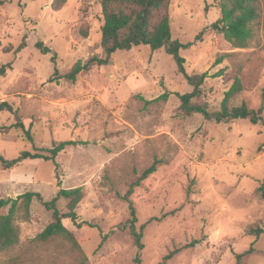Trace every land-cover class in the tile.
Listing matches in <instances>:
<instances>
[{
    "label": "rangeland",
    "instance_id": "374dc122",
    "mask_svg": "<svg viewBox=\"0 0 264 264\" xmlns=\"http://www.w3.org/2000/svg\"><path fill=\"white\" fill-rule=\"evenodd\" d=\"M101 1L0 4V66L12 62L0 73V103L14 108L0 111V153L13 159L34 152V146L82 142L61 151L58 166L42 158L26 159L15 169L0 163V198L36 191L51 200L60 188L83 187L76 211L80 221L93 226L63 222L88 256L84 264H137V246L122 228L131 218L130 203L137 227L146 224L143 264H159L170 253L165 264H236V253L252 246L242 264H264V234L247 233L251 225L264 227V195L258 191L264 179V125L184 115L177 93L193 86L164 48L143 44L118 50L110 64L82 71L76 81L65 78L78 60L105 56ZM220 2L172 0L173 39L194 43L181 53L189 74L208 72L199 100L211 111L221 108L236 76L243 89L229 104L246 102L258 109L264 106V0L246 48L234 47L212 27L221 16ZM25 38L28 46L17 50ZM37 41L57 52L56 63L51 53L35 47ZM18 122L30 129L33 142L14 127ZM155 162L157 170L136 184ZM68 201H58L62 212L69 211ZM31 212V220L20 223V243L0 252V264H81L82 254L61 237L36 239L52 221V211L35 199Z\"/></svg>",
    "mask_w": 264,
    "mask_h": 264
},
{
    "label": "trees",
    "instance_id": "16d2710c",
    "mask_svg": "<svg viewBox=\"0 0 264 264\" xmlns=\"http://www.w3.org/2000/svg\"><path fill=\"white\" fill-rule=\"evenodd\" d=\"M5 0H0L3 4ZM172 0H102L103 25L101 46L103 48L104 57L94 56L88 61L78 60L66 73L65 78L76 81L77 76L82 71H90L95 66H103L111 63L112 55L118 50H130L140 45H148L152 50L164 48L171 55L177 65L178 71L184 75L187 82L193 86V90L186 93H177L180 98V111L184 115L200 113L205 119L215 121L217 123H228L236 119H248L252 124L262 123L264 125V106L253 109L246 102L241 105L231 106L230 99L243 89L242 81L236 76L230 89L225 93L221 108L217 111H211L207 102L200 101L202 96V85L208 77V72L201 74H189L186 70V58L182 55L183 49L190 48L194 43H183L172 36V20L170 14ZM259 0H221V16L212 24V27L221 32L225 39L234 47L246 48L250 45L254 37L253 22L259 18ZM88 36V32H85ZM200 35L196 37L198 40ZM27 38L21 43L17 50H22L28 46ZM35 47L43 54H52L51 60L56 63L57 52L44 41H37ZM223 57L217 59V63H221ZM8 68H12V62L0 66V73L5 74ZM220 74V73H219ZM140 97V96H139ZM169 93L161 96L167 100ZM142 98V97H141ZM8 110L13 112V106L7 101L0 103V111ZM14 127L22 129L29 141L33 142V137L29 128H26L23 122H18ZM82 143L77 140H65L59 144H55L49 149H38L34 146V152L22 151L19 156L13 159L6 158L0 153V163L4 169H10L13 166L22 163L26 159L42 158L51 160L58 166L56 160L58 154L69 145H78ZM42 151H47L44 153ZM157 170V162L147 168L143 174L137 179L136 184L140 180L147 178L150 174ZM264 195V179L258 188ZM132 193V188L128 191L126 198ZM83 187L60 188L57 194L51 200H45L40 192L26 191L16 198H0V209L8 207L6 213L0 214V252L8 251L18 245L21 241L22 227L21 222L31 220V207L35 199L40 200L43 205L52 211V221L37 235L38 241H49L54 238H62L72 247L77 248L82 254L80 263L84 264L88 260L82 246L78 243L74 233L69 230L64 219L69 218L78 227L83 224L91 225L88 221H80L76 211L77 206L84 197ZM67 198V212L59 209L58 201ZM131 218L122 228L129 229L138 252L135 256L137 264L142 263L141 252L144 248L143 231L146 224L140 228L137 227V210L130 203ZM247 233L259 237L264 234V227L259 225H251L247 228ZM108 238V234L103 235L101 245ZM253 250L250 249L236 253V264H242L243 258ZM173 253L168 254L165 260L159 264H165V261L171 258Z\"/></svg>",
    "mask_w": 264,
    "mask_h": 264
},
{
    "label": "crops",
    "instance_id": "0c3cea01",
    "mask_svg": "<svg viewBox=\"0 0 264 264\" xmlns=\"http://www.w3.org/2000/svg\"><path fill=\"white\" fill-rule=\"evenodd\" d=\"M15 65H16V64H15ZM33 160H34V159H33ZM24 161H25V160H24ZM17 165H18V164H17ZM12 168L15 169V168H16V165L13 166ZM20 176H21L22 179H23V178L25 179V170H21V171H20Z\"/></svg>",
    "mask_w": 264,
    "mask_h": 264
}]
</instances>
